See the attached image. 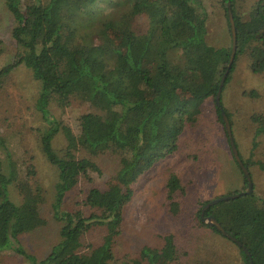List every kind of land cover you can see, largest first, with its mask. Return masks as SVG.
Returning a JSON list of instances; mask_svg holds the SVG:
<instances>
[{
	"label": "trees",
	"instance_id": "trees-1",
	"mask_svg": "<svg viewBox=\"0 0 264 264\" xmlns=\"http://www.w3.org/2000/svg\"><path fill=\"white\" fill-rule=\"evenodd\" d=\"M238 1L231 0L237 53L221 97L232 131V115L223 105V93L239 57L249 58L253 74L264 73V0L255 2L247 19L238 12ZM4 2L14 21L11 36L18 54L0 70V83L20 66L31 70L39 83L38 110L47 124L39 133V146L57 170L52 209L60 223L61 240L41 261L24 250L20 236L35 230L34 214L44 200L39 187L38 201L31 196L24 197L20 205L12 200L10 187L20 175L8 153L7 164L0 157V256L11 250L28 264H118L115 242L140 177L180 149L189 126L193 142L198 141L204 104L213 102L217 120L228 136L216 95L232 54L230 23L231 45L216 48L207 42L209 16L202 0ZM222 2L228 17V0ZM140 18L145 21L142 32L134 26ZM77 99L92 109L80 116L79 134L49 109L53 102L67 108ZM251 120L255 125L254 150L258 137L264 135V115H253ZM59 135L66 145L57 151L54 141ZM2 151L7 147L0 138V154ZM103 155L119 157L116 182L106 190L90 188L75 208L66 209L67 195L77 190L82 180H91L92 159ZM241 159L249 170L247 161ZM257 165L264 171L263 162ZM33 168H29L30 176ZM166 189L170 210L178 214L177 197L186 192L177 174L169 176ZM208 203L199 201L197 224L222 235L202 222V209ZM208 216L243 244L254 264H264V198L252 193L223 201L208 209ZM97 228L106 235L102 251L92 254L85 251V238ZM178 251L175 237L168 235L161 249L145 247L128 264H157L162 257L177 261Z\"/></svg>",
	"mask_w": 264,
	"mask_h": 264
},
{
	"label": "rangeland",
	"instance_id": "rangeland-1",
	"mask_svg": "<svg viewBox=\"0 0 264 264\" xmlns=\"http://www.w3.org/2000/svg\"><path fill=\"white\" fill-rule=\"evenodd\" d=\"M21 1L27 4L31 0ZM202 1L209 16L208 44L216 48L229 47V20L223 0ZM257 1L239 0L238 12L247 19ZM134 26L144 31V19H138ZM13 27L12 15L4 0H0V70L13 63L18 54L16 42L11 36ZM249 65L247 56L239 57L231 81L223 93V105L232 115L235 143L241 157L249 165L253 193L264 198V171L257 165L258 162L264 163V135L258 137V146L253 150L255 125L251 120L253 115H264V73L253 74ZM39 93V83L25 66L16 68L0 83V138L7 147L0 157L7 164L9 153L17 163L20 175L19 181L10 187L11 198L19 205L26 196L35 197L38 201L36 191L39 187L44 200L34 214L35 230L20 236L24 250L41 261L61 239L60 223L54 218L52 209L57 170L48 162L39 146V133L47 126L38 110ZM204 107L206 111L197 130L198 141L193 142V130L189 126L180 141V149L159 161L134 185V195L126 211L122 233L114 246L118 264H128L138 258L145 247L161 249L164 237L168 235L175 237L179 260L168 261L162 257L157 264H246L245 256L234 242L207 227H199L195 218L200 209L199 201L210 202L247 190L244 174L233 158L228 136L217 120L213 102L206 106L204 104ZM49 109L55 118L70 125L76 134L80 131V116L92 111L88 104L78 99L73 100L67 108L53 102ZM65 145L62 135L54 141L57 151ZM92 160L91 180H82L78 189L67 195L66 209L75 208L76 202H81L82 194L90 188L106 190L116 182L119 157L103 155ZM31 166L34 167V174L30 176ZM171 174L178 175L186 192L177 197L180 204L178 214L171 212L167 197L166 185ZM105 235V231L98 228L90 232L85 238L88 245L85 251L100 253ZM0 260L1 264H28L25 258L11 250L3 252Z\"/></svg>",
	"mask_w": 264,
	"mask_h": 264
},
{
	"label": "water",
	"instance_id": "water-1",
	"mask_svg": "<svg viewBox=\"0 0 264 264\" xmlns=\"http://www.w3.org/2000/svg\"><path fill=\"white\" fill-rule=\"evenodd\" d=\"M227 7H228V20L230 23L231 34H232V54H231L230 63L228 65V70L225 72V74L223 75L221 82H220L219 90H218V93L216 95V104L221 109L225 129L227 131L228 141H229V145H230L233 157H234L236 163L238 164L239 168L241 169V171L245 175L248 183H247V190L244 192H241V193H238L235 195L223 196V197L211 200L202 209L201 218H202L203 223H206L208 225L216 227L222 233V235L224 237L228 238L229 240L234 242L237 246L242 248L246 252L247 256L250 258V264H254L252 259H251L250 252L243 246V244L240 241H238L237 239L233 238L230 234H228L224 230V228L221 226V224L213 216L205 217V212L208 209H210L211 207L219 204L220 202L228 201V200H234V199H237V198L244 196V195H251L254 191L251 173L241 159V156L239 154V150H238L237 145L235 143V139H234V135H233V131H232V127H231L229 118L227 117V115H226V113L222 107V103H221L223 88H224L226 79L229 75V71L233 65L234 60H235L236 53H237L236 28H235V22H234V17H233V12H232L231 0H228Z\"/></svg>",
	"mask_w": 264,
	"mask_h": 264
}]
</instances>
